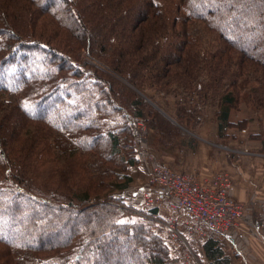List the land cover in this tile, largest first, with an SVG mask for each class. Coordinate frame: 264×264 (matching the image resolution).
Here are the masks:
<instances>
[{"label":"trees","instance_id":"1","mask_svg":"<svg viewBox=\"0 0 264 264\" xmlns=\"http://www.w3.org/2000/svg\"><path fill=\"white\" fill-rule=\"evenodd\" d=\"M19 1H26L38 9V13L28 18L29 23L13 14L12 4ZM71 1L0 0V71L8 67L10 71L14 70L16 79L3 80L0 76V137L4 135V139L0 138V245L17 254L16 258L12 257V264H98L104 260L103 256L100 258L95 253L97 260L92 262L89 248L96 245L95 252L112 249L113 241L120 236L128 240L121 241L118 247L126 248L125 253L133 258L134 264H166L165 255L160 252L161 244L157 237L148 235L143 223L127 226L115 222L110 225L111 210L104 216L102 213H107L108 206H96L95 203L107 201L113 195L106 199L98 198V195L94 197L90 194L89 185L80 183L88 175V182L93 179V186L104 189L106 179L118 176L112 170V163L120 151V140L113 132H107L103 139L108 143L102 142L103 135L97 125H102L104 113L111 116L108 105L111 104L112 111L122 108L112 102L108 104L103 91L99 92L96 80H69L79 74L72 66L74 56L83 47L89 48L92 39L96 43L94 48L101 50L95 53H102L105 68L144 96L147 92L141 72L144 69L158 73L160 80L151 83L157 88L179 82L176 90L182 88L187 93L199 95L201 100L212 98L213 90H219L220 129L224 131L230 125L229 110L238 102L237 96L241 95L243 101L264 108V0H178L175 7H167L166 10L173 15L165 11L166 17L160 13L165 7L157 0H142L145 15L140 14L135 22L128 25L130 30L139 28V34L135 35L136 38L129 34L126 45L121 44V39L126 36L122 16L116 19L103 17L108 20L109 24L105 23L108 27L117 22L121 28V36L110 39L111 35L101 34L98 28L103 19H83L86 7L93 2L87 6L84 0ZM114 1L118 4L120 0ZM67 3H70V9ZM103 5L106 8L108 4ZM26 11L30 14L29 9H24ZM36 15L37 18L34 17ZM42 16L52 22L48 25L47 22L42 23L39 21ZM32 20L38 21L36 26ZM180 25L181 29L175 32ZM196 27L214 34L219 46L206 52L196 50L189 38L191 32H196ZM51 28L53 35L48 36L45 30ZM66 31L70 37L66 36ZM165 33L173 34L174 50L178 53L168 58L160 56L158 68L152 70L147 61L160 55L159 42L152 40ZM146 34L153 47L150 48L152 53L147 52L149 46L145 48L147 41L143 36ZM42 36L50 42L42 40ZM52 40L56 41V47ZM62 47L69 48L64 51ZM112 56L117 59L112 60ZM12 62L14 64L8 66ZM217 71L230 75L229 81L219 84L223 78ZM169 73L178 80H166ZM201 76L203 85L195 84ZM241 92L245 93L242 95ZM97 95L99 97L96 98ZM116 97L122 102L128 99ZM131 104L136 108L133 114L142 116L140 98ZM99 109L100 116L93 117L94 111ZM122 115L128 127L127 117ZM167 116L185 127L186 123L178 115L173 117L168 113ZM18 117L23 119L21 126ZM161 118L168 122L167 117L161 115ZM32 127L34 131H31ZM38 128H44L45 136ZM20 135L33 143L20 146L23 144H19L21 138L17 136ZM40 139L43 142H34ZM25 154L40 156L39 163L44 162L41 167L54 164L56 160L74 164L76 176L69 181L78 180L77 185H71L67 180L66 192L59 193L52 188L54 181L52 185L48 182L47 187L34 184L27 178L33 173L30 167L26 168L21 163L23 157L27 161ZM124 161L129 165L136 162L130 155ZM120 181L113 183L110 180L109 184L114 190L124 189L131 178L124 173ZM70 185L83 191L74 193ZM90 200L97 207L96 211L93 214L80 212V207L89 204ZM155 212L156 209L149 214ZM202 251L208 264H230L224 246L216 239L204 242Z\"/></svg>","mask_w":264,"mask_h":264},{"label":"rangeland","instance_id":"2","mask_svg":"<svg viewBox=\"0 0 264 264\" xmlns=\"http://www.w3.org/2000/svg\"><path fill=\"white\" fill-rule=\"evenodd\" d=\"M76 1L78 2V0ZM157 1L165 7V9L160 10V13H162L164 17H166L165 11L168 12L169 15H173V12L166 9L167 7H175L174 3L178 0ZM91 2H93L92 5L86 7V14H84L83 19H87L88 21L91 19L93 21L94 17L98 20L101 18L102 20L103 17H113L116 19L119 15L122 16L124 25L123 29H126V36L121 39V44H127L129 34L134 35V37L139 34V28L130 30L128 25L135 22V19L138 16H141L142 14L143 16L145 15V12L142 11V0H120L118 4L114 0L83 1V3H86L87 6ZM104 3L108 4L106 8H104ZM67 4L68 9H70V3ZM73 4L75 3L73 2ZM12 5L14 7V16L23 17L27 23H29L28 18H31L32 14L38 13V9L34 7V5L31 6L26 1H19L15 5ZM60 8L62 9V7ZM24 9H29L30 14H28L27 11L24 12ZM34 17L37 18V15ZM39 21L42 23L47 22V25L52 22L50 18L45 16L40 17ZM102 21L103 23L98 27L102 32L101 34L105 33L111 35L110 39H115V36H121V28L116 25L117 22L114 23L113 26L115 28H113V26H107L109 24L108 20L105 21L103 19ZM31 23L36 26L38 21L32 20ZM89 26L92 27L93 24L90 23ZM180 29L181 25L177 27L175 32ZM26 30H28V27ZM45 32L48 36L53 35L52 28L45 30ZM21 34L22 33H20V35ZM65 34L70 37L68 31H66ZM211 35L212 34L202 30L201 28L196 27V32H191L189 34V38L196 50L206 52L219 46V43L215 41V35ZM42 37L44 38L42 40L48 41L47 37ZM143 37L147 41L145 42V48L149 46L147 52L152 53L150 48L153 49V47L151 45L149 35L146 34ZM49 39L51 38L49 37ZM152 41L159 42L157 47L159 48L160 55L154 59H149L147 61V65L152 70H155L160 64V56L168 58L170 55H177L178 52L174 50L175 40L173 39V34L171 33H165L161 35L160 38ZM112 43L113 42H111V44ZM94 44L96 43H94L91 39L89 48H86L85 46L81 51H76V56H74L75 58L72 66L79 74L76 78L70 77L69 80H74L75 82L96 80L99 84V92L103 91V97L105 96L106 99H108V104L112 102L122 108V110L119 111H112L110 110L111 104L108 105V112H110L111 116L104 113L102 125H97L101 129L100 133L103 135L102 142L106 144L108 143L107 140L103 139L104 137H107V132H113L120 140L118 146V150L120 151L118 155L115 156L114 162L112 163V170L116 171L118 176L115 177L113 175L106 179V187L104 189L93 186V179H90L91 181L88 182V175L86 173L84 174L87 175V177L84 180H80L81 185H89L91 191L90 194L94 197L98 195V198L105 197L103 199H106L110 194L113 195V198L111 197L112 199L110 198L107 201H102V203H95L97 204L96 206H108L105 211L107 213H102L104 216L108 215L111 210L112 214L110 219H112V221H110L109 224L112 225V223L114 224L115 222H119L124 223L127 226H133V223H143L149 232L148 235L157 237L158 243L161 244L162 248L160 252L165 255L164 259L166 264H208L204 259L202 251V245L208 239H216L224 246V250L229 256L230 264H241L237 250L233 248L234 244H236L239 254L247 253L248 256L253 254L252 261L254 262L259 260L257 253H254L252 246L250 245L252 241L256 240L262 247H264V227L262 237L257 234L255 236H249L247 241L241 242L226 236H213L210 233L208 235L205 234L204 236H201L200 231L202 229L198 222H195L192 219H187V215L184 212L173 211L166 204H160L157 208H155L156 212L154 214H149V211L143 212L141 211L140 201L135 198L134 194L142 190V187H144L151 170L156 164L160 163L166 165L174 172L191 176L200 184L211 182L213 176L217 174L226 175L231 184L230 196L234 201H236L232 197V177L226 170H224L225 166H223L222 161H228L229 158L232 159L235 156H250L253 152L258 155L257 158L264 156V108H260L254 103L251 105L252 103H248L246 100L243 101V96H237L236 98H238V102L235 104V107H232L229 110L230 125L226 126V129L223 131L220 129L221 125L218 112L219 90H213L212 98L208 97L201 100L197 94L187 93L188 91H185L182 88H179V91L176 90L178 84L180 85L178 81V83H169L166 86L157 88L152 86L151 83L153 80H160L158 73L144 69L141 72L144 75V87L145 91H147L146 96L149 97L147 98L146 96L136 92L126 80L120 78L117 74L105 68L103 65L104 61L102 58L104 57H102V53L100 55H96L95 53L101 50H99V47L94 48ZM52 45L56 47V41L52 40ZM69 47H66V49L62 47V49L66 51ZM77 49L78 48H75V50ZM104 54L105 56H108L107 53ZM111 58L112 60L117 59L115 56H112ZM192 59L197 60L196 57H192ZM13 64L14 62L10 63L8 66H12ZM13 72L14 70L10 71L7 67L3 71H0V76L3 80H16L13 77ZM217 72H219L223 78V80L218 82L219 84H221V81H229L228 78L231 77L230 75L221 71ZM167 76L168 77L166 78L168 79L166 80H178L174 79V74L169 73ZM127 79L130 80L128 77ZM202 80L204 79L201 76V80H198L195 84L199 83L200 85H203ZM223 84L225 83L223 82ZM241 93L243 95L245 92ZM135 94L140 95L137 97L140 98L141 101L139 109L142 111V116H136L133 114L136 108L131 104V102L137 98ZM116 96L119 98L125 96L128 99H125V101L122 102L120 99L118 100ZM2 97L3 99H7L4 96ZM97 97L99 96L97 95L96 98ZM102 111L104 112V110ZM100 113L101 110L99 109L98 112L94 111L92 116L97 118L100 116ZM168 113L173 117L178 115L181 121L186 123L185 127L184 125H180L178 122L176 123L172 117H168ZM122 114H125L127 117L128 127L124 123L125 117H122ZM161 115H163V117H167L168 122H165L161 118ZM18 120L20 121L21 126V121H23V119L18 117ZM152 124L154 126L153 128H150ZM186 127L188 128L186 129ZM122 128L124 129L122 130ZM34 130L35 128L32 127L31 131ZM43 130L44 128L41 130L38 128L39 132L42 131L40 132L42 135H44ZM17 137L20 139L22 135ZM0 138L4 139V135ZM25 139L26 138H21L19 144H23L20 146H29L33 143L29 139ZM34 142L40 143L43 141L40 139L39 141L35 140ZM246 142L250 145H259V142H261L262 147L259 150H254L252 149L253 147H246ZM230 143H232L233 147ZM230 151H232V153H229ZM246 152L250 154H247ZM28 155L25 154L27 161L25 160V157H23L21 163L22 166L25 165L26 168L30 167V172L32 171L33 173L29 172L30 174L27 175V178H30V181L32 179L34 184L40 183L41 186L47 187L48 182L52 185V182L54 181L55 185H52V188L59 190V193L66 192L65 190H67V186H69L68 182H70L71 185H77L78 180L69 181L70 178L76 176V172L73 169L74 164H70L68 161L64 162L62 160H56L54 164H47L44 167H41L40 165L44 162L39 163L40 156L38 157L33 155L32 157ZM129 155L136 161L132 165H129L126 161H124ZM119 158H122L123 161ZM79 170L81 172L82 169L80 168ZM123 172L130 176L131 181L124 189L114 190L113 187L110 186L109 181L112 180L113 183L122 182L120 179L121 175L124 174ZM70 190L74 193L83 191L81 188L76 190L73 186H71ZM92 201L93 200H90L89 204L84 207L81 206L80 212L93 214L97 207L94 206ZM240 204L244 208V220L257 229L256 226L258 225L254 224V222H256L255 215H248L245 211V205L242 203ZM77 212L78 211H70V213ZM257 220H259V224L264 222V210L262 213L258 214ZM92 223L95 222L92 221ZM185 223H188L191 227H188ZM107 226L106 228H108ZM171 228L174 230V236L172 235ZM65 235L66 234H63V236ZM94 239L95 237H92V240ZM123 240L128 239L118 236L116 240L113 241L114 248L102 250V252H95L96 245L90 247L89 250L92 256V262L94 260L96 262V254L98 253L99 257L101 258L103 256L104 259L100 260L103 262L98 261V264H113L114 262H124L125 264L130 262V264H134L133 258H130L128 253H125L126 248L120 249L118 247L120 242ZM229 243H232V246H229ZM187 246L193 253V259L184 261L182 260V257L185 258L186 253L189 252L187 250ZM181 254L182 263L179 258ZM12 257L16 258L17 254L3 245H0V264H12Z\"/></svg>","mask_w":264,"mask_h":264},{"label":"built area","instance_id":"3","mask_svg":"<svg viewBox=\"0 0 264 264\" xmlns=\"http://www.w3.org/2000/svg\"><path fill=\"white\" fill-rule=\"evenodd\" d=\"M230 188L226 175L217 174L211 182L200 184L191 176L174 172L159 163L151 170L142 190L134 196L140 201L143 212L154 210L160 204L184 212L187 219L198 222L201 236L210 233L239 242L247 241L249 236L257 235L256 228L244 220V208L231 198ZM185 225L191 227L188 223ZM171 231L174 236L173 228ZM187 250L185 258L180 255V261L181 257L184 261L193 259L188 246Z\"/></svg>","mask_w":264,"mask_h":264},{"label":"crops","instance_id":"4","mask_svg":"<svg viewBox=\"0 0 264 264\" xmlns=\"http://www.w3.org/2000/svg\"><path fill=\"white\" fill-rule=\"evenodd\" d=\"M230 145L233 147L232 143H230ZM245 145L246 147H253L252 149L254 150H259L262 147L261 142H259V145H250L246 142ZM229 153H232V151H230ZM246 153L250 154L248 152ZM257 156L258 155L253 152L250 156H235L232 159L229 158L228 161H222V163L223 166H225L224 170H226L232 177V197L236 201L245 205V211L248 215H255L256 222H254V224L258 225L256 226V232L260 237H262L264 222L262 224H259V220H257V218L258 214L262 213V211L264 210V156L258 158ZM228 245L232 246V243H229ZM250 246H252V250L254 251V253H257L259 260L253 262V254H250V256H248L247 253L239 254L238 249L236 248L237 246L236 244H234L233 248L237 250V254L240 257V263L264 264V247H262L256 240L252 241Z\"/></svg>","mask_w":264,"mask_h":264}]
</instances>
